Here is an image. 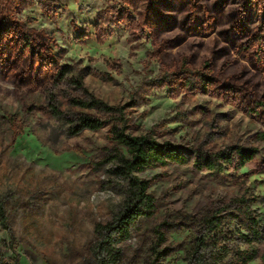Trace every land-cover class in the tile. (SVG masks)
Returning a JSON list of instances; mask_svg holds the SVG:
<instances>
[{
  "label": "rangeland",
  "instance_id": "374dc122",
  "mask_svg": "<svg viewBox=\"0 0 264 264\" xmlns=\"http://www.w3.org/2000/svg\"><path fill=\"white\" fill-rule=\"evenodd\" d=\"M64 65L87 71L83 86L74 74L57 82ZM200 74L205 87L189 80ZM89 95L124 107L128 133L187 157L139 174L157 211L119 264H187L199 223L219 210L223 240L247 249L239 208L225 207L246 196L264 229V0H0V264H98L96 227L123 195L99 165L114 152L118 115L72 104ZM81 114L105 126L72 136L66 116ZM236 147L255 159L222 174L198 167ZM254 246L248 264H264V241Z\"/></svg>",
  "mask_w": 264,
  "mask_h": 264
},
{
  "label": "trees",
  "instance_id": "16d2710c",
  "mask_svg": "<svg viewBox=\"0 0 264 264\" xmlns=\"http://www.w3.org/2000/svg\"><path fill=\"white\" fill-rule=\"evenodd\" d=\"M205 67L209 68L207 64ZM71 74H74L75 82L83 86L87 71L75 65L62 66L56 80L63 82ZM189 80L205 87L210 78L200 74L198 77H190ZM89 97L85 101L73 100L72 104L83 109H96L118 115L119 122L111 130V138L115 144L114 152L99 165L107 167L105 179L108 182L120 184L123 201L119 213L112 222L97 225L98 241L93 247V254L98 264H119L123 255L122 245L132 238L133 233L141 227L144 220L152 218L157 211L155 198L150 192V181L140 178L139 174L158 167L184 165L187 163V157L181 145L170 142L161 143L150 133L141 136L128 133L124 107H110L94 96L89 95ZM54 113L60 114L57 108H54ZM66 117L75 124L72 127V136L87 130L98 131L105 126L103 120L86 114ZM256 154L257 151L254 149L236 147L229 152L221 151L207 155L202 163L200 161L198 167L208 169L214 174H222L225 168L235 166L236 169H241L251 163ZM231 207L239 208L247 224L246 230L250 232V236L241 232L239 235L247 249L243 250L241 246H235L229 238L223 240L225 229L230 223L225 222V217L220 215L222 210H219L212 215L204 216L199 223L203 228L194 247L187 252L185 259L187 264H248L258 258L259 251L254 246V242L264 241V229L257 217L252 216L250 202L246 196L238 197L233 199L225 209ZM2 211L3 208L0 205V217L4 223L5 215ZM156 232L159 241L154 252L156 259H159L164 255V251H158L159 246L164 242V236L159 228Z\"/></svg>",
  "mask_w": 264,
  "mask_h": 264
}]
</instances>
